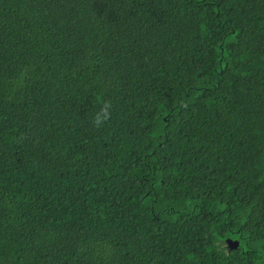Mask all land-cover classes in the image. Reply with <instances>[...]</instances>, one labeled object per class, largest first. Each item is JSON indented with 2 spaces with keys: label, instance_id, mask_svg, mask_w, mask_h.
<instances>
[{
  "label": "trees",
  "instance_id": "16d2710c",
  "mask_svg": "<svg viewBox=\"0 0 264 264\" xmlns=\"http://www.w3.org/2000/svg\"><path fill=\"white\" fill-rule=\"evenodd\" d=\"M0 264H264V0H0Z\"/></svg>",
  "mask_w": 264,
  "mask_h": 264
},
{
  "label": "water",
  "instance_id": "95a60500",
  "mask_svg": "<svg viewBox=\"0 0 264 264\" xmlns=\"http://www.w3.org/2000/svg\"><path fill=\"white\" fill-rule=\"evenodd\" d=\"M227 243L231 249H236L239 245L237 241H232L230 239L227 240Z\"/></svg>",
  "mask_w": 264,
  "mask_h": 264
}]
</instances>
